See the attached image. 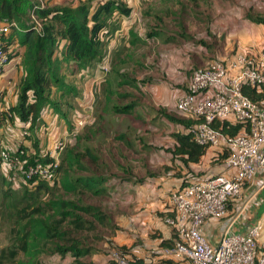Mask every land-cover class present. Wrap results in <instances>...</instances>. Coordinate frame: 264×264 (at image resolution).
I'll list each match as a JSON object with an SVG mask.
<instances>
[{
	"label": "trees",
	"instance_id": "16d2710c",
	"mask_svg": "<svg viewBox=\"0 0 264 264\" xmlns=\"http://www.w3.org/2000/svg\"><path fill=\"white\" fill-rule=\"evenodd\" d=\"M152 1L139 0L137 6L132 8L128 5V0H77L75 3H57L53 0H0V22L6 19L14 20L17 24V28L10 30L3 37L5 41L3 48L10 60L17 58L14 66L19 69L15 83L16 99L13 104L7 106L6 111L1 110L4 105V93L0 91V151L5 147L2 129L7 123H14L12 127L22 129L24 123L28 121L27 129L34 132L36 138L33 142L28 140L27 146L18 144L11 151L12 154L19 156L21 161L19 169L15 171L5 169L6 166L0 157L2 197L8 199L12 193L23 191L17 201L23 203L19 207H16V202L11 203L15 217L22 225L15 230L11 229L15 235L14 241L0 249V264H12L18 260L15 258L18 251L35 256L48 245L47 241L51 242L50 246L63 256L66 252H70L74 259L89 255L90 249L80 245L81 242L77 240L78 234L82 231H97L93 222L100 226L112 224L109 212L106 213L98 206L78 205L63 198L52 199L51 196L53 197L55 193L50 192L55 187L61 186L65 194L70 193L73 196L89 193L105 199L111 198V180L138 184L152 174L147 169L150 145L147 143L146 134H137V131L140 132L137 128L147 129V124L152 121L149 120L151 109L142 108V97L147 95L144 89L150 79L149 76L143 75V71L147 69L144 64L146 56L138 55L142 53L141 50L150 48L149 43L155 42L156 36L163 35V31L161 34L155 30L160 29L162 19L174 14L179 18L183 13L180 7L184 5L182 1L187 0H169L179 4V10L174 9L171 13L168 7H164L159 11L161 15L152 11ZM197 1L188 0L192 5H197ZM199 3H205L209 7L212 5L211 0H199ZM132 9H135L137 19L131 21L126 34L117 37L111 48L109 42L119 28V18L130 17ZM31 16L37 22H34ZM246 18L252 22L264 23L263 17L254 16L250 12L246 13ZM149 19H154L158 26L150 27ZM139 22L145 24L141 25L140 29ZM167 38L168 41L173 40L171 37H165ZM200 42L203 43L202 40ZM147 52L146 55L150 50ZM104 65L107 72L104 79H100V85L94 84L92 92L87 89L80 91L72 76L76 75L79 78L91 68L102 71ZM193 69L190 68L188 74ZM68 70L75 75L70 74ZM3 71L4 69L2 73ZM139 72L142 75L138 77L136 74ZM187 85L188 79L184 93L187 91ZM241 91L256 103L261 100L259 92L262 89L242 85ZM75 97H81L82 102L86 100L87 104H92L90 112L87 110V114H84L82 109L80 112L75 110L76 107L71 100ZM174 110L181 115L175 108ZM47 113L54 116L57 121L62 120L68 126L66 131L73 130L78 119L84 121L77 132H72L75 135L66 143L64 155L57 169V180L50 183L26 180L24 178L26 166L37 156L42 149L41 145L47 144L46 136L54 130L47 129L44 123L43 119ZM156 113L161 119H167L169 122L175 123V120H178L172 118L164 107H159ZM125 116L131 117L141 125L135 129L129 124L125 130H119L124 123L121 118ZM183 119L176 123L187 125L189 128L172 135L169 150L172 157L187 166L189 163H199L208 154V161L215 160V165L222 164L227 156V148L219 149L194 142L189 130L191 121L194 120L189 117ZM212 126L227 138L234 136L242 125L238 122L215 120ZM19 150H23L24 153L19 154ZM142 151L147 152L145 156H142ZM145 166L146 175L140 176L136 170ZM71 171L76 175L70 177ZM77 173L86 175L78 176ZM190 175L196 177L203 173ZM59 177L60 184L56 183ZM49 194L52 200L41 205V196ZM29 203L33 204V207H29ZM228 209H231V202ZM169 213L168 216L172 213L170 208ZM86 214L91 219L83 217ZM173 236L175 238L174 234ZM164 243V240H161L160 245L164 246ZM159 262L148 264L162 262L173 264L170 260ZM129 263L140 264L141 261L130 260ZM16 264L43 263L36 259L17 261ZM105 264L113 262L108 261Z\"/></svg>",
	"mask_w": 264,
	"mask_h": 264
},
{
	"label": "built area",
	"instance_id": "2783aa9c",
	"mask_svg": "<svg viewBox=\"0 0 264 264\" xmlns=\"http://www.w3.org/2000/svg\"><path fill=\"white\" fill-rule=\"evenodd\" d=\"M31 18L37 22L33 16ZM14 28H17L14 20L0 22L1 74L10 61L3 48V37ZM246 53L239 51L228 59L212 60L205 67L193 69L187 91L173 105L194 120L189 129L194 142L227 148L222 166L228 173L187 177L169 194L172 213L165 218V223L175 238L163 252L187 264H264V243L257 241L258 229L249 227L244 233L232 230L244 208V203L238 202L242 186L253 182V194L264 186V106L241 91L242 85L258 90L264 87V46L256 54L249 56ZM103 69L106 71V65ZM215 120L238 122L242 126L234 136L226 138L212 126ZM83 121L78 119L71 132H77ZM28 125L26 121L22 129H27ZM49 135L46 136V147H42L32 163L26 166V180L49 183L57 180L59 155L66 146L67 134L51 142ZM23 145L27 146L26 143ZM23 153L19 150V154ZM0 157L5 166L11 165L12 171L21 166L18 155L2 149ZM230 202L233 204L229 210ZM210 219L219 221L215 244H210L201 232V227ZM129 262L124 257L115 260V264Z\"/></svg>",
	"mask_w": 264,
	"mask_h": 264
},
{
	"label": "rangeland",
	"instance_id": "374dc122",
	"mask_svg": "<svg viewBox=\"0 0 264 264\" xmlns=\"http://www.w3.org/2000/svg\"><path fill=\"white\" fill-rule=\"evenodd\" d=\"M258 1V0H257ZM248 2V3H247ZM256 2V1H255ZM184 5L180 4L181 8L183 9V13L177 17V15L174 14V16L170 15L168 18L162 19L160 29L155 28V30L158 33L163 35L156 36L155 37V42L149 43V49L150 53L146 55V52L148 51L147 49L141 50L142 53H140L138 56L145 57L144 59V64L147 67L143 71V75L147 76H154L156 73H158L157 77L162 78L163 75H166L162 73L164 71V64L165 60L170 59L168 55H166V51L170 50L172 46L178 47L183 46L186 47L188 45H193L195 44L200 45L201 47L204 48V52L206 54V57L201 56L204 60V62L208 61L209 59H218V60H223V59H228L230 56L236 52L234 43H232V39H230V35H227V28L226 25L230 26L232 22L226 23L224 19L227 14H230L229 10L232 12H236L238 9L240 12L239 14H243L242 11L244 10V13L250 12L251 14H255L254 11L259 10L261 13H264L260 8H264V2H256L258 5H253L252 0H243V2L240 3H227L226 1H221V0H211L212 5L209 7L205 3H199V0L197 1V5H192L188 0L186 2L182 1ZM186 3V4H185ZM153 10L158 13V15H161L159 13L160 10H162L164 7L169 8L171 13L173 12L174 9L179 10V4L177 3H172L169 0H153ZM190 4V5H189ZM249 6V7H248ZM248 7V8H247ZM252 10V11H251ZM153 20V21H152ZM149 19V26L150 27H155L156 25L158 26V23L154 19ZM151 21V22H150ZM141 22L138 23V29L142 28L145 24L143 25ZM224 27V29H223ZM165 37H171L173 40L168 41L169 38L165 39ZM204 40L205 43H201L200 40ZM232 46V49L229 50L227 49V45ZM222 46H225L224 48ZM260 50V49H259ZM258 50V51H259ZM198 51V50H197ZM237 51L240 52H247L249 56L251 54H256V51H250L247 48L245 49H239ZM199 52V51H198ZM148 53V52H147ZM201 53V52H199ZM181 54V53H180ZM202 54V53H201ZM171 56V52H170ZM183 56V54H182ZM220 56V57H219ZM221 56H227L221 58ZM211 60V61H212ZM203 62V63H204ZM203 65V64H202ZM6 66V65H5ZM201 66V65H200ZM15 70V73L13 74L12 70H10L6 75H1L0 76V91H3L4 93V105L2 106L1 110L7 109L8 105H11L15 102V83L18 79V69L15 67L13 68ZM67 71V70H66ZM70 74L75 75L74 72H71L68 70ZM107 72L98 70L95 71L94 68H91L88 70L87 73H84L82 76H72L74 83L78 86V89L82 91V89H87L92 92V87L94 84H99L100 79L105 77V74ZM172 72V71H171ZM191 72H189V75L187 77L188 81L191 75ZM138 77L142 75L141 72L136 74ZM100 85V84H99ZM86 91V92H87ZM85 92V93H86ZM83 94V93H82ZM136 95L139 93H135ZM82 96V95H81ZM73 102V105L76 107L75 110H80L84 108L86 111L92 109V104L89 105L86 103V100L82 102V98L80 97H75V99H71ZM142 108H145L147 110L151 109V114H150V119L152 120L150 123L147 124V129H141L137 128L141 124L132 119L131 117H124L121 118V120H124L123 127H118L119 130L124 129L125 127L129 126L131 124L132 127H136L137 134L139 133H144L146 134L147 137V143L150 145L149 150H148V163L149 167H153L154 170L156 168H159L160 165H158V162L165 161L167 157V151L170 150V145L172 143V135L176 132H182L185 129L189 128L186 127L187 125L179 124L176 123L178 122L179 119L184 120L188 119L185 115L181 113H177L173 106H168L164 107L170 112V116L174 119H178L177 121L175 120V123L169 122L167 119H164L157 115L156 111L159 110V107H155L151 104L149 100V96H143L142 97ZM149 107V108H148ZM139 112V110L137 109ZM141 111V110H140ZM143 111V110H142ZM142 113V112H141ZM140 113V114H141ZM78 116V115H77ZM151 117H153L151 119ZM183 117V118H182ZM70 118V117H69ZM87 118V117H86ZM71 119V118H70ZM187 121V120H185ZM13 124L7 123L4 125L2 129V135L4 136V149L10 154L13 149L18 144L23 145L25 144L28 140H31L32 142L36 140L34 137V132H30L29 129H15V127H12ZM119 125V124H118ZM192 125V121L191 124ZM114 126L116 127V122L114 123ZM68 127V126H67ZM186 127V128H185ZM115 128V129H118ZM135 128V129H136ZM57 130V131H55ZM65 133L67 134L66 136V142L70 139L72 135H75L74 133L70 131H66ZM59 134H57V133ZM56 133V134H54ZM63 129H54L49 132V140L50 142L52 140L57 139L58 137L62 136ZM42 147H46L45 145H41ZM64 151L59 155V162L61 163V159L64 155ZM147 152L142 151V156H145ZM146 161V162H147ZM177 163H179L177 161ZM216 161H207L202 163V167H205L206 165V170L208 169L209 166H212L213 164L215 165ZM61 165V164H60ZM200 165V164H199ZM148 166V165H147ZM12 167L11 165H8L5 167V169L10 170ZM146 166L144 168H137L136 172L140 175H143V170H145ZM152 170V169H151ZM191 174L194 173H201V171H193L189 170ZM188 172V173H189ZM187 173V172H186ZM76 175V174H75ZM73 175V172L71 171L69 176H75ZM77 175H86V173H77ZM62 177V176H61ZM73 180V179H72ZM112 181V180H111ZM110 181V185H111ZM61 183V178L59 177L58 181L56 183ZM59 183V184H60ZM2 186H0L1 189ZM61 186L55 187L50 193H55V195L52 197L51 194L49 196H41L40 198V203L41 205H44L48 202V200L52 199H58V198H63L70 200L78 205H85V204H90L94 206H98L103 209L107 213V211L110 214V217L113 214V217H111L112 224L100 226L99 224H96L93 222L94 225H96V230H89V231H82L81 233L78 234L77 240L81 242V246H86L88 249H90L89 255L86 256H79L77 259L72 258L70 255V252H66L63 256V254L60 255L58 251H55L52 246H50L49 241H47L48 245L45 246V248L39 252H37V255H26L23 254L21 251H18L16 254V259L12 264H16L17 261H25V260H30V261H35L36 259L40 261L43 264H105L106 262L110 261L115 264V260L119 257H124L127 260H129L125 255L124 252H122L121 247L119 246L118 242H115L114 239L118 237L124 238V230L119 228L117 226V222L115 221L117 218L116 212L119 211L120 208H122V204L116 206V208H113V203L114 201L112 200L113 197L111 198H99V197H94L90 195L89 193H84L82 195H72V194H65L63 190L60 188ZM113 187V185H112ZM111 190V187H110ZM21 191L17 193H12L11 196L7 199L5 197H2L3 195L1 194L0 190V249L7 246L10 244V242L14 241V233L13 230L17 229L18 226L22 225V222H20L14 214V209L11 208V203L16 202V207H19L21 203H17V201L20 199L21 196ZM23 192V191H22ZM83 193V192H82ZM51 196L52 199L49 197ZM30 204V203H29ZM29 207H33V204H30ZM109 208V209H108ZM17 210V209H16ZM86 219H91L89 218L90 216L86 214V216H83ZM113 218V219H112ZM117 224V225H116ZM121 227V226H120ZM13 229V230H11ZM95 235H98V237H95ZM103 238H102V237ZM101 237V238H100ZM92 252V253H91ZM105 257V262L101 263V259Z\"/></svg>",
	"mask_w": 264,
	"mask_h": 264
},
{
	"label": "crops",
	"instance_id": "0c3cea01",
	"mask_svg": "<svg viewBox=\"0 0 264 264\" xmlns=\"http://www.w3.org/2000/svg\"><path fill=\"white\" fill-rule=\"evenodd\" d=\"M53 1L57 3H75L77 0ZM142 1L145 0H141V2ZM233 1L240 4L243 2V0ZM252 1L253 5H258L256 2H264L259 0ZM138 2L139 0H128L127 3L130 7L135 8ZM260 10L264 12V8H260ZM229 12L230 14H227L222 20H225L228 24L232 22L230 26L226 25V28L228 30L227 35H230L236 52H239L237 50L240 48H247L248 50L250 49V51L254 50L256 52L261 49L264 46V23L250 21L246 18L244 10L242 11L243 14H239L238 12L240 11L238 9L236 12H232L231 10H229ZM254 12V16H261L264 18V13H261V11L256 10ZM135 18L137 19L135 9H132L130 17L119 18V28L115 31L114 38L109 42L111 48L115 44L117 37L126 34L129 24H131V21H134ZM202 41L204 44L205 41ZM226 45V48L229 50L233 47V45ZM222 47L224 48L225 46ZM203 52L204 48L197 44H195V46L187 44L186 47L179 45L178 47L172 46L171 51H166V55L170 57V59L165 60V69L162 72L166 75H163L162 78L157 77L158 73L154 76H150L147 86H145V89L143 88L146 90L153 106H173L177 98L184 93L187 77L189 75L187 71L190 70V68L205 67L212 60L209 59L204 62L201 56L206 57V54ZM223 57L227 56H221V58ZM16 61L17 58L10 60L1 75H6L10 70H12L14 74L15 70L13 68L15 67L14 63ZM259 97L261 99L259 103L264 106V87L262 91L259 92ZM82 111L84 114H87L84 108H82ZM43 120L44 123H46L47 129H63L62 134H65L64 129L67 128V125H65L62 120L57 121V119L49 113L44 116ZM14 127L15 129H19L17 126ZM207 158L208 154L205 155L199 163H189L187 166H184L167 151L166 160L158 162L157 164L160 165V167L156 168V170H154L153 167H151V170L148 163L147 169L150 170L152 174L145 177L143 182L135 184L130 181H111V186L113 185V187L110 190V197H113L112 200L114 201L112 206L114 209L120 204L123 206L116 212L118 216L115 221L118 224L116 225L124 230V238L118 237L114 239V241L119 243L122 252H124V255L129 261L136 260L148 264L170 260L173 264H187L186 262L175 260L170 256L168 257L163 252V249L172 245L171 243H173L174 240L171 228L165 223V218L170 214L169 194L171 191L177 189L185 178L192 177L190 173H186L189 170L201 171L203 175L228 173V170L225 172L222 164L209 166L206 170V165L202 167V163L206 162ZM177 161L179 163H177ZM144 174L145 172L143 170V175ZM253 192V182L242 186L238 202L244 203V208H242L241 212L238 214L237 222L232 230L237 233H244L249 227H256L259 232L257 241L258 243H264V186L254 194ZM231 204L233 203L231 202ZM218 227L219 221L217 219H210L201 227V232L210 244H215L218 241ZM161 240H164V246L160 245ZM104 259L105 257L101 259V263L105 262Z\"/></svg>",
	"mask_w": 264,
	"mask_h": 264
}]
</instances>
